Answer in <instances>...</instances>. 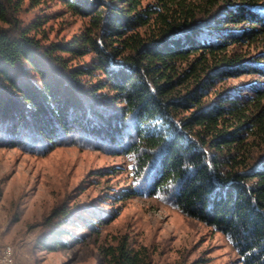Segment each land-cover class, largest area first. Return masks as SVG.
Returning a JSON list of instances; mask_svg holds the SVG:
<instances>
[{"label":"trees","instance_id":"16d2710c","mask_svg":"<svg viewBox=\"0 0 264 264\" xmlns=\"http://www.w3.org/2000/svg\"><path fill=\"white\" fill-rule=\"evenodd\" d=\"M24 1L0 0V146L122 155L131 181L112 205L156 197L264 264V0H58L84 22L62 40L38 37L50 16L24 23ZM118 213L63 203L36 243ZM129 239L102 246L104 264H149Z\"/></svg>","mask_w":264,"mask_h":264},{"label":"rangeland","instance_id":"374dc122","mask_svg":"<svg viewBox=\"0 0 264 264\" xmlns=\"http://www.w3.org/2000/svg\"><path fill=\"white\" fill-rule=\"evenodd\" d=\"M41 16L50 18L38 37L49 40L71 38L84 24L58 0L39 5L24 1L20 18L26 25ZM130 181V165L122 155L77 145L44 155L0 146V249L12 247L14 264H104L102 246L129 235L131 246L145 252L149 264H242L225 234L156 197L112 205L111 198ZM92 202L119 211L101 232L79 227L74 231L80 240L72 239L67 246L51 250L37 245L43 221L53 209Z\"/></svg>","mask_w":264,"mask_h":264},{"label":"built area","instance_id":"2783aa9c","mask_svg":"<svg viewBox=\"0 0 264 264\" xmlns=\"http://www.w3.org/2000/svg\"><path fill=\"white\" fill-rule=\"evenodd\" d=\"M0 264H14L13 250L10 245L0 249Z\"/></svg>","mask_w":264,"mask_h":264}]
</instances>
